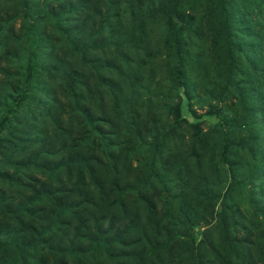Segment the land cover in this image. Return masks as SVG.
<instances>
[{
	"label": "rangeland",
	"instance_id": "374dc122",
	"mask_svg": "<svg viewBox=\"0 0 264 264\" xmlns=\"http://www.w3.org/2000/svg\"><path fill=\"white\" fill-rule=\"evenodd\" d=\"M0 264H264V0H0Z\"/></svg>",
	"mask_w": 264,
	"mask_h": 264
},
{
	"label": "trees",
	"instance_id": "16d2710c",
	"mask_svg": "<svg viewBox=\"0 0 264 264\" xmlns=\"http://www.w3.org/2000/svg\"><path fill=\"white\" fill-rule=\"evenodd\" d=\"M89 118V116H88ZM92 126V132H90V138L88 140L89 144L91 145V147L95 146V137H94V133L99 134V126H97L96 124H91ZM92 137V138H91ZM101 138L104 140V135L101 136ZM106 142V140H104ZM65 146L66 144L64 143L63 146L60 148V151L57 152L58 155L60 156H64L65 154ZM106 146H104L103 148H105ZM107 149L109 150V147H107ZM93 149H91L90 153H83L82 152V147H76V150L71 152L69 155H65L66 158L65 160L62 159L55 167V170H66L68 172V174H70L69 170H73V166L77 167L78 173L80 174L78 176V178L80 179L78 182L80 184H82L83 182V172L82 170L85 169L88 171L90 177L92 178V180H94V182H97L98 179L96 177V174L94 173V166L99 163L98 161L100 160L99 157H97L96 155H94V153L92 152ZM108 160L110 165L115 168V158L109 157L108 156ZM102 188V187H101ZM103 195V193H101V196Z\"/></svg>",
	"mask_w": 264,
	"mask_h": 264
}]
</instances>
